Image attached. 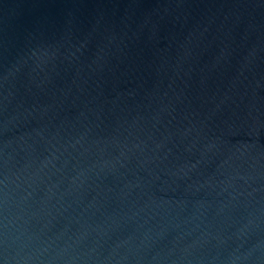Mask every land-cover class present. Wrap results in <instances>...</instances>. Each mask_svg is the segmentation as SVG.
<instances>
[{"label":"water","instance_id":"obj_1","mask_svg":"<svg viewBox=\"0 0 264 264\" xmlns=\"http://www.w3.org/2000/svg\"><path fill=\"white\" fill-rule=\"evenodd\" d=\"M0 264H264V0H0Z\"/></svg>","mask_w":264,"mask_h":264}]
</instances>
